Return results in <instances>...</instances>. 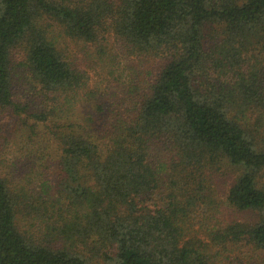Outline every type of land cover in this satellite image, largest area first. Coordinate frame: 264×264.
<instances>
[{
  "label": "trees",
  "instance_id": "obj_1",
  "mask_svg": "<svg viewBox=\"0 0 264 264\" xmlns=\"http://www.w3.org/2000/svg\"><path fill=\"white\" fill-rule=\"evenodd\" d=\"M70 40L102 62L114 49L133 59L100 128L79 111L104 115L107 95ZM18 61L35 109L15 102ZM10 110L24 148L20 163L0 159V264H221L228 244L264 250V0H0L1 137ZM223 168L237 175L222 202ZM224 206L244 219L208 242L195 217Z\"/></svg>",
  "mask_w": 264,
  "mask_h": 264
},
{
  "label": "rangeland",
  "instance_id": "obj_2",
  "mask_svg": "<svg viewBox=\"0 0 264 264\" xmlns=\"http://www.w3.org/2000/svg\"><path fill=\"white\" fill-rule=\"evenodd\" d=\"M112 37L109 36V45H112L110 40ZM89 47V46H88ZM111 48V47H109ZM66 53L75 59L79 64L88 70L90 73L91 85L97 86L103 93L107 95V99H102V103L106 106V113L100 115L95 113V109L91 110L89 107H82L79 111L83 118L87 116L94 115L96 119V126L101 127L105 125L106 120L112 115V109H118L119 99L121 95V89L124 88L123 83L129 78V72L132 63L129 59L124 57L119 50H112L114 60L112 62L108 57L104 58V62L100 61L99 55L95 54L93 51H88L85 45L77 44L74 41H67ZM19 61L17 62L18 69L21 73V78L18 80L16 85V96L15 102L29 105L30 109L37 108L39 99L35 96V92H32V86L28 82V74H25L24 69L20 66ZM120 70V71H119ZM122 73L119 78V82H116L115 77H118L117 73ZM124 98V97H123ZM113 103V104H112ZM117 105V107H116ZM78 114V115H79ZM26 115V114H24ZM9 126L6 127L5 134L0 136V159L4 158L7 163L13 165L15 162H22L23 156L21 155L22 145V128L21 122L18 121V117L12 113V110L8 113ZM80 117V116H79ZM85 119L82 120V123ZM5 136L8 137V141L5 140ZM237 171L230 169H222L218 174H216L211 180L212 187L216 191V197L219 201H225L228 191L235 180ZM232 219L240 220L244 219V215L241 213L228 209L224 206V212L219 216V218L213 219L209 218L206 213L201 210L198 216L195 217V228L200 230V235L206 241L209 242L207 229H213L215 226H220L219 224H228L226 222ZM221 220V223H219ZM221 264H264V250H259L254 247V245L248 243L247 241L228 244L226 249H222Z\"/></svg>",
  "mask_w": 264,
  "mask_h": 264
}]
</instances>
